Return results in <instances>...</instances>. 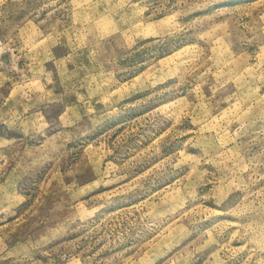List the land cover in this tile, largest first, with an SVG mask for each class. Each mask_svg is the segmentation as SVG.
<instances>
[{
	"label": "rangeland",
	"instance_id": "obj_1",
	"mask_svg": "<svg viewBox=\"0 0 264 264\" xmlns=\"http://www.w3.org/2000/svg\"><path fill=\"white\" fill-rule=\"evenodd\" d=\"M0 264H264V0H0Z\"/></svg>",
	"mask_w": 264,
	"mask_h": 264
}]
</instances>
